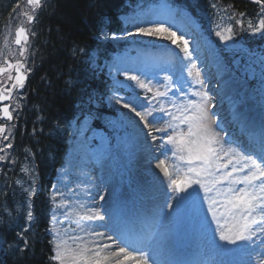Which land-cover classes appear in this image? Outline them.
I'll use <instances>...</instances> for the list:
<instances>
[{
    "label": "rangeland",
    "instance_id": "374dc122",
    "mask_svg": "<svg viewBox=\"0 0 264 264\" xmlns=\"http://www.w3.org/2000/svg\"><path fill=\"white\" fill-rule=\"evenodd\" d=\"M121 18L125 25L131 27L132 30L130 33H135L136 27L146 26L148 23H166L168 27L172 28V30L177 33V38L183 36L188 40L192 57L189 59L185 57L184 54L183 56H179L178 53L180 49L175 44L171 43L165 45L154 42L157 40V37L134 34L124 36L122 39L129 42L115 53L110 60L103 63L101 68L106 70L114 86V90L111 91L112 96L107 97L106 101L109 106L117 109L116 117L114 118L116 121V132H118L121 138L125 139L130 138V131L133 132V136L137 137L140 152L143 151L145 154H151L152 156L147 158L144 162L138 159V165L134 163V160L139 156V152L137 154H132V147L127 148L125 150L126 153L117 156L115 151L117 150L116 145L113 144V146L110 147L108 145L110 138L107 136L106 132L101 131L97 134L99 143H97L95 149L102 154V159L103 161L105 160V163L109 158L110 167L114 170L122 171L124 177H119L117 173L101 174L104 166H102L101 169V165L94 163L92 149L89 143L91 137L88 136L89 133L87 131L91 120L85 117L79 123L80 125L74 124L73 132L75 133V140L72 143L73 145L66 158L65 164L59 169L57 181L51 190L52 199L55 197V200H53L52 225L50 229L54 245L59 240H67L68 244L74 247L70 238L77 236L83 237L85 241H93L94 239L91 238V233H102L103 231L97 227V220H88L94 223V225H90L89 223H85L86 220L82 219V217L85 214L92 215L93 209L99 210L101 215H105L104 205L109 203L113 196H118V199L122 203V206L118 205L121 209L125 208L128 210L127 205L135 207L142 203H146L147 199L151 196L146 194L145 189L143 190L141 187L148 186V183L142 186L138 184L139 187L134 186L133 181L135 179L132 180V177L138 180L144 179L143 182H150V190L153 189L152 187L156 182L161 184L158 190L164 187L162 193L165 198L161 200V210L156 212L157 215L152 213V211L146 213L139 226L148 225L146 219H161L162 222H168V220L171 219H176L177 222H180L179 219H184L183 222H185V227L188 231L209 229L216 224L215 220L212 219L211 213L207 211L208 204L207 200L204 198L205 194L203 189L199 188L197 185H193L192 188L188 189L187 193L177 194L168 187L167 177H165L163 172L157 167V164L162 158L165 160L166 157L167 164H179L180 162L172 156V151H174V149L171 145H165L161 141L160 137L162 133L152 132L151 136L148 135L150 129L145 127L139 117L129 109L124 108L123 104L131 103L133 107L137 108V111L152 106L157 108V111L153 113L154 116H163L164 114L158 111L160 105L151 99L152 94L149 93L146 96L145 89L140 88L136 81L127 79V76H138L142 80H145V82H151V86L159 87L161 91H164V85L169 83L165 79V77H167L165 67L167 64L174 66L180 74V86L189 94L188 97L178 96L173 98L172 90L171 88L169 89V96L164 98V107L168 111L175 112L170 102L174 101L179 103L188 98H197L193 93L195 90L199 89L200 86L196 85L193 77L188 75V68L192 63H195L201 72V79L204 81L203 90L209 93L213 103L216 102L211 94L213 89H210L214 79L207 78L211 71H214V69L211 68V64L214 62L212 57H214L216 61L219 62V67L215 69L217 70L215 76L217 77V75L221 76L224 74L222 78H228L229 82L231 79L238 81L233 90L229 92L228 98L234 101L241 100L239 111L240 113L244 112L246 118L252 115L256 120H262L261 112L257 104L251 100L253 90L250 82L247 78L238 76L231 70L222 71L226 68L217 52L214 41L208 36L201 34L202 32L199 31L196 19L187 14L186 11L178 10V8L168 5L165 0H161L159 4L149 9L135 6L129 14L122 15ZM144 64H151L147 71H144L143 67H140V65ZM134 65L135 68L132 67ZM125 74H127V76ZM262 83L264 85V79ZM119 87L126 90L128 94L122 96L119 93ZM220 88L221 86L217 85L218 91L222 93L223 90ZM220 96H218L217 99H220ZM118 100H122L123 103H118ZM148 119L149 123H154L157 128L165 127L163 121L154 122L152 117ZM214 127L215 130L219 132L215 124ZM152 136H155L157 139L153 140ZM225 146L235 145L226 143ZM168 149H172V151ZM156 150H160L162 152L161 155H158V153L155 154ZM10 153V149L6 148L3 155H7L8 159L0 161V191L7 186V174L2 170L3 165L11 160L12 163L17 161V159L10 156ZM143 155L144 154H141L140 158H142ZM25 166L29 171L23 172L28 176V182H30L29 188H32L35 180L33 176L34 169L30 162L23 164V167ZM108 171H110L109 168ZM107 178L115 179L116 182L109 192L100 194L104 185H106L105 182ZM35 189L37 190V187H35ZM176 195L185 197V199L180 201L172 200L173 208H165V204L169 201V197ZM101 197H103V199H101ZM119 197H122V199ZM130 210L137 213L135 209ZM66 215L67 219H65ZM53 217H55V220H53ZM183 227L181 226L180 228V226H177L180 230L177 228L174 229H176L175 231L179 230V232H181ZM108 236L109 235H105L104 237ZM241 243L243 242H239V244ZM230 259H233L231 264H240L237 263L240 259L239 256L229 258L228 262Z\"/></svg>",
    "mask_w": 264,
    "mask_h": 264
},
{
    "label": "snow or ice",
    "instance_id": "6c2138e0",
    "mask_svg": "<svg viewBox=\"0 0 264 264\" xmlns=\"http://www.w3.org/2000/svg\"><path fill=\"white\" fill-rule=\"evenodd\" d=\"M252 2L261 9L257 23L253 24L250 20L246 22L240 19L239 17L245 15L243 12H234L228 18L231 23L223 28L219 24L216 25L220 29L216 31V36L224 41L231 40L236 34L233 24L239 25L244 31L264 34V0H252ZM26 3L31 12L24 11L21 16L28 24H31L36 20L35 12L41 8L42 0H26ZM212 7L216 8V5L213 4ZM245 23H247L246 28ZM29 33L30 29L23 23L16 27L14 32L13 42L19 46V57L23 59H16L14 63L7 59L0 62V119L5 121H12L13 111L20 108L19 102L16 103L15 109H12L10 103L5 102L12 100L14 90L18 91L25 87L28 74L32 71L25 63L30 42ZM134 34L166 39L177 45L185 57L189 59L192 57L188 40L183 36L177 38V33L166 23H148L146 26L136 27L135 33H126V35ZM31 35L34 36L35 33L32 32ZM101 35L104 39L108 38L107 34L102 33ZM113 38H116L114 34ZM0 56H3L2 52ZM4 74H7L6 80L10 82V86L5 82ZM188 75L193 77L196 85L200 86L193 93L197 98H188L179 103L170 102L175 112L168 111L164 107V98L169 96V89L176 86L171 76L165 77L169 83L164 85V91H161L159 87L151 86V82H145L138 76H127V79L136 81L140 88L145 89L146 96L149 93L152 94L151 99L160 105L158 111L163 113V116H154L153 113L157 111V108L152 106L143 108L141 111H137L131 103H124L123 106L139 117L145 127L150 129L148 135L151 136L152 132H160L162 133L161 141L165 145L172 146L174 151L168 150L172 151V156L180 163L173 164L170 170L166 157L157 164V167L167 177L168 187L174 193H187L193 185L203 189L204 198L208 204L207 211L211 213L212 219L217 224L220 240L231 245L247 242L248 248H253L259 240V245L264 246V131L250 143L240 146L232 142L235 146L226 147L227 142L221 138L220 132H217L214 127V124L218 127L216 121L219 119L212 111L215 104L209 93L203 90L204 81L195 63L188 68ZM179 96H189L182 86ZM117 102L123 103L122 100ZM149 117H152L154 122L163 121L165 127L157 128L154 123L150 124ZM223 135L226 137L228 133L224 132ZM11 137V128L6 123H0V144L10 140ZM152 139L157 138L152 136ZM5 148H12V144L9 142L4 147H0V152H3ZM7 159V155H0V161ZM22 171L28 172L29 169L25 166ZM35 194V187L28 190L29 197ZM183 199L185 197L179 195L171 196L165 208H173L172 200ZM26 218L27 221L33 220L30 203ZM82 219L104 220V216L99 210L93 209L92 215L85 214ZM26 231L27 228L18 235L24 238ZM91 235L103 237L111 243L85 241L83 237L77 236L70 238L73 247L68 244L67 240H59L55 244V254L51 259L57 261L58 264H153L146 251H130L126 247L119 246V242L113 240L111 236L104 237L103 233H91ZM153 235L151 226H146L144 228L145 240H151ZM23 243L25 248L29 247L26 239H23ZM261 264H264V260Z\"/></svg>",
    "mask_w": 264,
    "mask_h": 264
},
{
    "label": "trees",
    "instance_id": "16d2710c",
    "mask_svg": "<svg viewBox=\"0 0 264 264\" xmlns=\"http://www.w3.org/2000/svg\"><path fill=\"white\" fill-rule=\"evenodd\" d=\"M127 1L53 0L40 19L37 49L42 60L32 78L22 118L25 133L17 142L18 147L32 150L36 157L40 190L33 198V221L24 238L18 233L26 228L25 193L14 180L10 192L0 195V264H58L51 259L53 244L48 233L50 188L67 152L70 121L88 111L101 115L110 111L104 102L109 84L94 70L93 55L102 57L114 46L104 42L102 33L112 39L113 34L116 37L127 30L119 18ZM171 1L188 7L203 20L213 4L230 15L243 12L244 17L239 18L245 21L260 8L251 0ZM2 2L7 9L11 0ZM23 239L29 243L28 248Z\"/></svg>",
    "mask_w": 264,
    "mask_h": 264
},
{
    "label": "bare ground",
    "instance_id": "6f19581e",
    "mask_svg": "<svg viewBox=\"0 0 264 264\" xmlns=\"http://www.w3.org/2000/svg\"><path fill=\"white\" fill-rule=\"evenodd\" d=\"M132 67H134V66H132ZM237 83H238L237 80L231 79V81L224 86L225 95L228 96L227 93L231 92ZM215 85H216V83L211 88H213ZM224 110H225V103H222V107H220V111H224ZM157 153H158V155H161L162 152L157 151ZM142 154H144V156H145L144 160L150 156V154H145L143 151H142ZM161 160H164V159L162 158ZM168 165H169L170 170H171L172 164H168ZM109 168H111V167H109ZM102 171H103V173H109V174L110 173H115V174L117 173L119 177H121V176L124 177L123 172H121L120 170L117 171V170L113 169V170L108 171V168L103 167ZM126 175H128V174H126ZM132 180H134L133 185L137 186V187H139V185L142 186V185H145V183H148V186H144L141 188L143 190L145 189L146 194L151 196L147 199L146 203H142V204L135 206V207L132 205H127L128 210L124 208L126 216H127V221L131 220L135 224H140V222H142V220L144 219V216L146 213H149L150 211H152V213L157 215L156 212L161 210L160 209L162 206L161 200H163L165 198L164 194L162 193V191L164 190V187L161 190H158L161 184L156 182V184L152 187L153 189L150 190L149 189V185H151L150 182H143L144 179L138 180L137 178H133V177H132ZM114 184H115V179H112L111 182L104 185L105 187L102 189V192L100 194H106L107 192H109L113 188ZM119 198L122 199V197H119ZM116 203H118L119 205H122V203L118 199V197H116ZM130 209L137 210V213H134ZM104 213H105V215L102 214L104 216V220H97L96 225L99 229H101L103 231L102 233L104 234V236L109 235L112 237L113 229L116 228L117 223L122 221V218H120L115 213H112V208L109 205H107L105 207ZM179 221L182 224L184 219H182V220L179 219ZM146 222H149V220L146 219ZM85 223H89L90 225H94V223H92L88 220H86ZM89 228H90V226H89ZM157 232H158L159 236L162 235V239L160 241H158V243L155 242L156 238L158 237ZM172 232H174L173 225L170 222V220H168V222L165 225H162L158 229V231L156 230L155 234L153 235L154 241L146 242V246L153 247V250H155V252H156V254L150 259L153 262V264H169L168 263L169 259H162L160 261L156 259V258L160 257L161 251H164L166 254L170 255L171 258L175 257V254L172 251L174 249V247L172 249V241H173V238L171 237ZM218 237H219V231H218ZM91 238L94 239L93 241H95L97 243H111V241H108V240L104 239L103 237L91 235ZM112 239L118 241L119 246L122 247V244H120V241L118 239H115L113 237H112ZM194 242H196V241H194ZM198 243H199V245L197 244L196 249H198L200 247V249L204 253L203 264H227L229 258L238 257V256L247 257V260L249 261L250 264H261V261L264 260V246H260L259 242L257 243V245L253 246V248L255 249V250H253V248H248L246 246L247 242L240 245V246L239 245H231V244H227V242H225V241L220 240V238H219V240L215 243L211 240L209 233H201L200 236L198 237ZM212 251H215L216 254H212L211 253Z\"/></svg>",
    "mask_w": 264,
    "mask_h": 264
},
{
    "label": "flooded vegetation",
    "instance_id": "af4514ba",
    "mask_svg": "<svg viewBox=\"0 0 264 264\" xmlns=\"http://www.w3.org/2000/svg\"><path fill=\"white\" fill-rule=\"evenodd\" d=\"M13 23H19V22L14 21ZM25 26H27V23L25 24ZM15 29L16 28L13 25L10 28L9 32L7 31L4 36L2 34H0V52L3 53V56H0V62H3V60L7 59V60H11L14 63L16 59H23V58L19 57V51H18L19 49L17 50L18 52L15 53L11 49L7 50V48L5 47V41H4L5 38L7 39V37H9V33H12L10 40L13 41ZM29 29L31 31V27H29ZM26 57H27V59L25 60L26 66L31 68V64L29 62V58H28L27 53H26ZM5 66H6V64H5ZM30 74H31V72L28 74V78L25 82V87L23 89H19L18 91L14 90L13 98L11 101H9L11 106L15 105L17 103V100L19 101L20 99H22L23 95H26V93H28L30 91V76H31ZM13 75H15L14 71H13ZM6 76H7V74H4V80L6 83H9V86H10V82H7ZM1 122H2V120L0 119V123Z\"/></svg>",
    "mask_w": 264,
    "mask_h": 264
}]
</instances>
